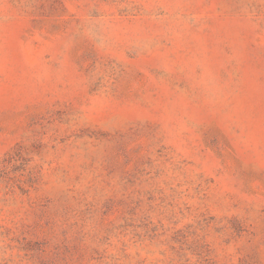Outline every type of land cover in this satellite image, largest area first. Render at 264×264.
I'll list each match as a JSON object with an SVG mask.
<instances>
[{"label":"rangeland","instance_id":"obj_1","mask_svg":"<svg viewBox=\"0 0 264 264\" xmlns=\"http://www.w3.org/2000/svg\"><path fill=\"white\" fill-rule=\"evenodd\" d=\"M0 264H264V0H0Z\"/></svg>","mask_w":264,"mask_h":264}]
</instances>
